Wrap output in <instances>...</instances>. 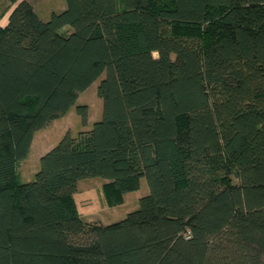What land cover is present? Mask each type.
Returning a JSON list of instances; mask_svg holds the SVG:
<instances>
[{
  "label": "trees",
  "instance_id": "1",
  "mask_svg": "<svg viewBox=\"0 0 264 264\" xmlns=\"http://www.w3.org/2000/svg\"><path fill=\"white\" fill-rule=\"evenodd\" d=\"M10 1L0 264H264V0H66L48 20ZM101 77L102 118L78 105L84 129L22 181L35 133ZM95 177L110 206L142 178L149 193L84 220L75 193Z\"/></svg>",
  "mask_w": 264,
  "mask_h": 264
},
{
  "label": "rangeland",
  "instance_id": "2",
  "mask_svg": "<svg viewBox=\"0 0 264 264\" xmlns=\"http://www.w3.org/2000/svg\"><path fill=\"white\" fill-rule=\"evenodd\" d=\"M34 7L36 13L43 20H48L53 12H60L66 8V0H28ZM10 7V0H0V16L5 15ZM64 33L69 32V28L63 29ZM99 78L87 90L81 92L77 104L73 106L64 117L57 118L46 131H40L36 137V141L32 145L30 152L20 167L22 181H32L38 170L40 169V158L47 151L52 149L64 136L65 128L74 136H77L83 128L82 118L77 112V106L86 104L89 107V128L94 122L102 118L103 100L98 96L97 89L100 83ZM186 122L183 118L181 124ZM86 128V127H85ZM48 132V133H47ZM47 134L46 138H42V134ZM62 133V134H61ZM105 180L100 177L83 179V184H88V190L78 192L76 196L77 206L80 210L81 217L84 220L92 218L103 224H111L121 221L127 214L134 211L140 206V198L149 193V186L145 178L141 179V185L138 190L125 194V199L121 203L114 206L107 204L106 194L103 187ZM86 198L87 200H83ZM91 215V216H90Z\"/></svg>",
  "mask_w": 264,
  "mask_h": 264
},
{
  "label": "crops",
  "instance_id": "3",
  "mask_svg": "<svg viewBox=\"0 0 264 264\" xmlns=\"http://www.w3.org/2000/svg\"><path fill=\"white\" fill-rule=\"evenodd\" d=\"M20 1V0H19ZM17 5V2L16 3H13V2H11L10 1V7L7 9V11H6V13H5V15H2V16H0V26H2V27H4V26H6L7 24H8V21H9V15H10V13L12 12V10L15 8V6ZM70 111V110H69ZM65 116V115H64ZM63 116V117H64ZM55 120H53L49 125H47L45 128H43V129H41V130H39V131H37L36 133H35V135H34V139H33V142H32V145L34 144V142L36 141V137H37V135H38V133L40 132V131H46V129H48V127H50V125H52V123L54 122ZM89 124H91V122H90V120H89ZM67 130H68V128H65V130L63 131V132H67ZM48 133V132H47ZM62 134V133H61ZM47 134L45 133V134H42L41 135V137L42 138H46L47 136H46ZM32 145H31V147H32ZM31 149V148H30ZM30 152V151H29ZM26 160H23L22 162H21V164H20V167L22 166V163L23 162H25ZM21 178H22V175H21ZM105 182H106V180H105ZM105 182H103V184L105 183ZM82 184H83V180H81L80 182H79V184H78V190H77V192L75 193V200H76V196H77V194H78V192H80V191H82L83 190V188H82ZM88 184H83V187L85 188V189H87L88 190ZM83 200H87L86 198H82ZM124 199H125V195H124ZM77 202V201H76ZM79 212H80V210H79ZM81 214V213H80ZM91 216V215H90ZM88 221H97V220H94V219H92V218H89L88 219Z\"/></svg>",
  "mask_w": 264,
  "mask_h": 264
}]
</instances>
